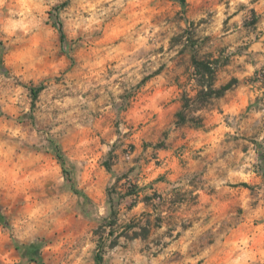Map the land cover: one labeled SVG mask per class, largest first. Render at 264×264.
<instances>
[{
    "label": "rangeland",
    "instance_id": "1",
    "mask_svg": "<svg viewBox=\"0 0 264 264\" xmlns=\"http://www.w3.org/2000/svg\"><path fill=\"white\" fill-rule=\"evenodd\" d=\"M258 72L264 0H0V264H97L117 178L101 264H264Z\"/></svg>",
    "mask_w": 264,
    "mask_h": 264
},
{
    "label": "trees",
    "instance_id": "2",
    "mask_svg": "<svg viewBox=\"0 0 264 264\" xmlns=\"http://www.w3.org/2000/svg\"><path fill=\"white\" fill-rule=\"evenodd\" d=\"M61 37L63 38V32H61ZM192 65L194 67L195 73L198 75V80L202 85L206 84L209 87V92H201L200 94L203 95L202 99L206 96H220L222 95L224 89L228 88V84L222 86V89H214L212 87L213 82L215 80V75L217 71V60L216 59H198L193 57L192 58ZM42 86L38 87H31L30 91L34 97L37 96L38 92L41 90ZM189 100H186L185 104L183 105V109L176 114V123L183 124L185 123L187 119V113L186 110L189 108ZM189 119L196 120L197 117L191 116ZM138 186L131 185V184H125L120 182V178H117L116 181L108 187L107 190V196H108V206H109V220H107L105 226L109 227V230L107 231L106 238L104 237V233L106 230L102 231L104 229V226H98V228L95 230V234L97 235V252L95 254V262L97 264H101L103 261V252L107 248H113L119 243V237L125 236L127 239H133V238H146L148 233L150 232V226L149 223L140 225L139 223L136 224H125L124 229L121 230V232H117L116 234V226L118 221V213H119V201L120 199H123L125 197H130V204L129 207L134 206V202L137 201L136 197H139V191L136 189ZM158 198H160L162 201H165L166 198L162 197L161 194H156ZM146 197H150L148 195L143 196L145 199ZM153 198V197H150ZM140 225V226H139ZM134 226L140 227V231L132 230L131 233L129 232L130 228L132 229ZM105 239V240H104Z\"/></svg>",
    "mask_w": 264,
    "mask_h": 264
},
{
    "label": "built area",
    "instance_id": "3",
    "mask_svg": "<svg viewBox=\"0 0 264 264\" xmlns=\"http://www.w3.org/2000/svg\"><path fill=\"white\" fill-rule=\"evenodd\" d=\"M256 75L258 76V79H261L264 82V73L263 72H258Z\"/></svg>",
    "mask_w": 264,
    "mask_h": 264
}]
</instances>
